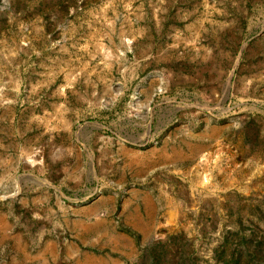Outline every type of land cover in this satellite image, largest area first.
I'll return each instance as SVG.
<instances>
[{"label": "rangeland", "instance_id": "1", "mask_svg": "<svg viewBox=\"0 0 264 264\" xmlns=\"http://www.w3.org/2000/svg\"><path fill=\"white\" fill-rule=\"evenodd\" d=\"M0 264H264V0H0Z\"/></svg>", "mask_w": 264, "mask_h": 264}]
</instances>
